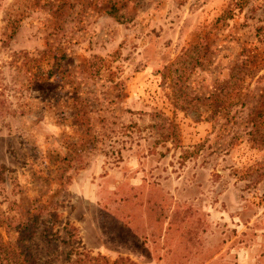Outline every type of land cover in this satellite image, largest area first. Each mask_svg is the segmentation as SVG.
Wrapping results in <instances>:
<instances>
[{
	"label": "rangeland",
	"instance_id": "1",
	"mask_svg": "<svg viewBox=\"0 0 264 264\" xmlns=\"http://www.w3.org/2000/svg\"><path fill=\"white\" fill-rule=\"evenodd\" d=\"M107 1L0 0L2 242L68 264L67 222L108 263L264 264V0Z\"/></svg>",
	"mask_w": 264,
	"mask_h": 264
},
{
	"label": "trees",
	"instance_id": "2",
	"mask_svg": "<svg viewBox=\"0 0 264 264\" xmlns=\"http://www.w3.org/2000/svg\"><path fill=\"white\" fill-rule=\"evenodd\" d=\"M109 3L106 13L109 15H113L116 17L117 13V7L115 3L111 0L107 1ZM229 12L228 16H229ZM128 19L126 16H117L116 19L118 21H123ZM129 20V19H128ZM200 51V48L197 45H194L191 47V49L186 50L185 53L179 58V61H173L171 62L166 69L170 71L172 66H175L173 69V72L179 71V69H176V64H187L189 63V60H187L188 56L189 58H193V62L191 67H193L195 64L198 63V52ZM191 62V60H190ZM183 74V72L181 73ZM236 82L229 81L225 88H222L220 92L223 94L227 93L228 88L233 89V86ZM179 86V83L173 80L171 81L170 89L173 90V93H175L174 101H173V107L178 108L179 110L186 109V103L183 101H180L178 98V94L176 91V88ZM177 94V95H176ZM183 104V105H182ZM168 126L170 127L171 131L168 133L171 138H175L176 133V126L172 121H169ZM249 137L251 142L254 145L259 146L260 149L264 150V107L259 108V110L254 114V116L251 118V128L249 131ZM51 217H54V215H50ZM38 215L34 217L33 223L35 224L38 220ZM3 222L0 221V225ZM27 227H24L23 225L15 224L13 231L17 238L13 243L7 242L4 244L0 237V264H39L37 263L35 259V255L30 249L29 244H26L25 241L29 240L33 234L32 230L26 229ZM29 228V227H28ZM6 229L7 226H6ZM63 231L66 233L67 239L64 241L67 244V251L64 253V260L67 261L68 264H134L133 262L129 261L126 257L118 256L114 258L110 263L107 262V260L99 255L95 254V256H92V254L82 248L80 246V241L77 239L74 232V227L69 225L67 222L63 223ZM44 237H47V232H45L44 229L41 230Z\"/></svg>",
	"mask_w": 264,
	"mask_h": 264
}]
</instances>
